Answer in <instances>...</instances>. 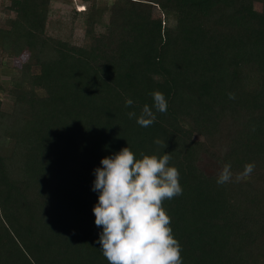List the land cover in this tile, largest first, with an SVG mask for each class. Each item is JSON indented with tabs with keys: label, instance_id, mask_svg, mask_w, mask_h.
I'll return each instance as SVG.
<instances>
[{
	"label": "trees",
	"instance_id": "16d2710c",
	"mask_svg": "<svg viewBox=\"0 0 264 264\" xmlns=\"http://www.w3.org/2000/svg\"><path fill=\"white\" fill-rule=\"evenodd\" d=\"M7 1L0 58H28L0 102V264H108L94 169L128 146L180 171L163 206L183 264H264V0H83L81 44L47 33L52 0Z\"/></svg>",
	"mask_w": 264,
	"mask_h": 264
},
{
	"label": "clouds",
	"instance_id": "9594fccd",
	"mask_svg": "<svg viewBox=\"0 0 264 264\" xmlns=\"http://www.w3.org/2000/svg\"><path fill=\"white\" fill-rule=\"evenodd\" d=\"M157 111H167V100L160 91L152 94ZM234 99V93L229 94ZM133 105L127 99L126 107ZM136 117L135 112L128 113ZM156 120L152 109L145 104L137 123L149 127ZM156 144H162L157 139ZM137 158L131 147L101 160L94 169L92 191L97 192L98 203L93 208L95 224L102 228L99 240L108 264H183L182 246L174 237L171 217L163 206L165 200L182 195L180 171L169 166L171 154L145 155ZM254 163L244 166L236 174L237 182L250 177ZM231 164L226 163L217 178L218 184L232 180Z\"/></svg>",
	"mask_w": 264,
	"mask_h": 264
},
{
	"label": "rangeland",
	"instance_id": "374dc122",
	"mask_svg": "<svg viewBox=\"0 0 264 264\" xmlns=\"http://www.w3.org/2000/svg\"><path fill=\"white\" fill-rule=\"evenodd\" d=\"M9 5L7 0H0V20L8 15L6 7ZM250 8L256 11L261 10V4L250 1ZM87 4L83 0H52L50 13L48 16L47 33L51 36L70 39L75 44H81L83 39V27L79 19H73L74 11H84ZM154 16L161 18L168 26H173L175 19L171 15L162 14L157 9L154 10ZM27 54L18 59L0 58V102L5 111L12 108V99L7 94V87L10 80L18 75L17 68L27 60ZM194 138L200 139L198 136Z\"/></svg>",
	"mask_w": 264,
	"mask_h": 264
}]
</instances>
